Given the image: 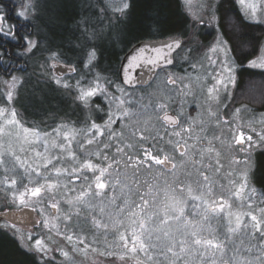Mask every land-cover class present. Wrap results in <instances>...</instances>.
I'll return each instance as SVG.
<instances>
[{"label":"snow or ice","instance_id":"6c2138e0","mask_svg":"<svg viewBox=\"0 0 264 264\" xmlns=\"http://www.w3.org/2000/svg\"><path fill=\"white\" fill-rule=\"evenodd\" d=\"M101 3L103 6L99 7ZM235 3L236 0H153V10L145 13L138 21V30L149 35H172H168L163 41L133 44L136 36L129 31V25L134 19L137 0H97L96 5L84 4L81 18L75 20L71 28L63 23L60 16L52 14L49 0H11L10 6L0 0V69L8 77L0 79V84L6 89L7 101H12L18 86L27 82L22 74H15L17 71H26L23 66H12L17 59L25 62L34 59L42 69L47 68L48 71L41 72L45 80L67 93L74 91L75 100L83 105H88L93 98L109 101L108 119L103 124L91 121L87 132L91 133L92 138L85 139L80 144L81 149L85 145L90 146L107 131L109 142L98 141L104 144L105 151L96 152L95 159L90 153H82L78 158L71 151L72 141L77 134L74 129L63 133L67 148L65 143L52 142V147L66 150L71 160L76 162L71 170L55 167L54 161L60 163V157L48 158L37 151L35 155L44 162L29 171L31 166L26 167L27 162L21 161L11 143L5 148L3 138H15L17 142L31 144V136L36 142L42 141L45 151L48 141L42 140L39 129L25 127L14 107L0 106V168L3 169V178L0 179V207L4 208L0 214V230L10 233L18 241L24 249L28 264H55L53 253L56 252L66 260H71V257L69 251L61 249L49 236L33 235L31 231L23 232L18 226L17 217L23 215L24 209L37 211L36 206L43 204L58 212L59 201L52 200L62 187L59 177L64 174L68 175L70 181L82 182L75 200L67 201L69 205L77 208V215L81 209L93 208L96 200L103 202L110 189L120 187L122 192L128 189L125 196L133 194L127 181L120 179L119 171L113 175V170L119 169L121 164L116 156H122L124 167L133 170V177L141 169L150 171L153 167L160 166L171 168L175 172L178 167L185 168L191 164L204 182H196V190L201 194L192 197L193 200L203 202L204 215L200 218L202 224L184 218L185 201L177 193L187 191L191 194V185H182L177 179L176 187L169 186L162 190L163 199L158 201L161 190L156 185H147L145 182L147 189L141 192L139 182L134 180L137 184L134 194L139 202L124 199L122 206L117 205V215H122L123 218L117 220L114 227L118 231L119 227H124L126 219L127 228L118 231V235L117 232L113 233L116 236L115 242L99 252L100 256L111 257L120 264H128L129 260L142 264L140 253L149 262L162 260L167 264H264V207H259L257 214L251 202L256 193V189L251 187L255 176L254 157L257 153L264 154V114L259 120L250 116L247 104L234 107L231 114L224 119L219 111L221 108L228 109L229 102H235V91L245 70L259 68L264 74V60L257 63L256 59H248L251 53L245 48L251 42L244 39L249 22L264 25V0H238L243 8L239 13H234L229 7ZM94 8L98 11L92 12ZM10 20L16 22L10 23ZM57 27L64 28L74 39L57 43ZM209 36L212 37L211 41H208ZM7 43L13 44L16 51L12 52L5 47ZM106 44H122L124 47L131 45L123 57L124 63L114 72L121 84L103 76L101 72L94 71L99 67ZM179 51L184 52L183 59L186 62L198 58L197 63L201 68L205 67L204 61H208L209 66H214L212 71L206 74L203 81L197 77L195 81L184 83L185 77H176L175 74L168 73L165 67L174 64V53ZM6 56L7 60L4 59ZM213 56L216 58L213 59ZM41 60L44 61L43 64L39 63ZM142 66L159 68L165 73L167 84L175 86L179 80L182 97L192 95L194 102L198 95L203 97L204 104L207 105V115L215 121L212 131L220 134H213L211 140L206 137L202 139L199 135L193 137L195 121L185 116L183 104L181 103V110L170 115L169 109L175 101L171 96L162 97L160 102L151 105L155 119L162 124L172 125L177 130L161 146L159 142L163 141V137L158 130L152 128V117L142 119L149 107L138 104L136 100L127 99L129 94L122 86L139 83L133 72ZM191 67L195 69L196 64H191ZM69 74H75L78 78L73 80ZM89 76L91 79H88ZM113 87L120 96L109 91ZM113 104L116 105L119 117L111 111ZM213 107L216 111H213ZM104 110L101 104L95 105L96 112ZM99 118L103 120V117ZM116 119L134 121L127 139L123 133L118 134L111 130ZM200 128L204 131L203 122ZM54 131L60 135L59 130ZM43 136L47 137L48 133H43ZM117 136L123 147L115 146L116 156L109 162L110 158L106 153L113 147L111 141ZM173 136L178 139H172ZM188 140H193V144H188ZM197 144L200 145L198 149ZM166 148H171L172 152H166ZM225 148L232 153L230 164L236 165L235 169L227 173L231 185L230 199L233 203H229L224 195L215 200L204 198L205 195L210 197L213 190L208 184L209 176L204 169L214 167L216 173H220L224 167L221 156ZM177 155L180 157L179 165L173 162ZM213 156L215 159L211 163H202ZM33 174L42 177L43 183L39 179L31 180L29 177ZM53 175L57 179L53 180ZM110 199L115 203L114 197ZM237 201V208L246 205L248 211H234L233 204ZM260 203L264 205V199ZM104 210V207L100 208L101 212ZM39 211L43 212V207ZM225 218L226 223L218 225L215 230L209 228L207 235L204 234V224H210L212 220L223 222ZM63 219L71 221L72 216L65 215ZM23 222L32 224L33 227L41 224L49 233L56 229V234L63 236L69 244L73 242L75 235L76 245L83 244L84 249L90 247L85 244V238L74 232H61L58 225L50 226L49 220L34 221L24 217ZM157 222L158 227L149 226L156 225ZM92 224L96 228H108L106 223L102 224L95 217ZM171 224H177L178 227L172 229ZM236 240H239V244ZM77 250L75 247L72 249L73 252ZM92 251L97 252L98 249L92 248ZM153 252H158V255H150Z\"/></svg>","mask_w":264,"mask_h":264},{"label":"rangeland","instance_id":"374dc122","mask_svg":"<svg viewBox=\"0 0 264 264\" xmlns=\"http://www.w3.org/2000/svg\"><path fill=\"white\" fill-rule=\"evenodd\" d=\"M64 2L68 4H72L77 6V8L82 7L84 4H97V0H49L50 7L53 10L55 7H59ZM104 2H107V0H104ZM77 3V4H76ZM238 7L240 12L243 10L242 6L238 3V0H236L235 3ZM103 3L99 5V7H102ZM97 10V8L92 9V12ZM10 22V21H9ZM11 23V22H10ZM255 25H258L259 29L264 28V25L252 22ZM210 30V29H209ZM212 37H208V41H211ZM208 41H205L206 43ZM264 34L261 35L259 42L257 43V46H255L252 50L249 52L251 53L248 57V59H256L257 63H259L261 60H264ZM245 50H247L245 48ZM180 60L178 63H181V60L183 59L182 53ZM213 59L216 57L213 56ZM198 59V58H197ZM197 59L191 60V64H196V68L193 67L188 68V71L181 77H185L184 83H190L192 81H195L197 77L200 78L201 81H203L206 78V74L208 72L212 71V67L209 66L208 61H204L205 67L201 68L200 64L197 63ZM183 61H185L183 59ZM40 64H43L44 61L41 60L39 62ZM247 63V61H245ZM24 68H26V71L23 73L16 72L17 75H23L26 78V83H24L22 86H18L17 91L14 94V98L12 101H7L6 99V89L2 84H0V106H8V107H14L18 114L19 119L21 120V123L25 127L29 128H37L41 131L42 134V140L47 139V151H45V146L41 142H36L34 137H29V140L33 141V143H23V142H17L15 138H12L11 140L8 137L3 138V142L5 145V148H7L8 144L11 143L13 150L16 152L17 155L21 157V161H26V167L28 165L31 166L29 168V171L31 169L38 167L39 165L43 164V159L41 157H37L35 153L37 151L41 152L44 156H47L48 158H52L54 156L60 157L61 161L60 163H56L54 161L55 167L60 168H68L71 170V168L75 165V161H72L71 158L68 156V152L62 151L59 148L52 147V142L55 141L57 144L59 143H65L63 140V133L70 130H76L77 134L75 136V139L72 141L71 144V151H74L78 158L81 157L83 154H93V159H95L94 154L98 151L104 152V144L99 143L98 141L103 140L104 143L109 142V137L107 131L105 132V135L103 137H97V142H94L92 145H85L83 149L80 148V144L85 139H91V133L87 132V129L90 127V122H88L87 125L80 126L79 122L71 120L66 121L63 119L62 116H57L60 113H50V116L46 117L45 119H38L37 122H34L33 119L28 118L25 113H23L22 109V102H29L30 98L25 97L26 93H23L24 85H27L31 81H34L35 85H38V83H41L43 85L50 83L47 82L44 78V76L41 75L42 71H48L47 68L42 69L35 60H28L24 64H22ZM26 66V67H25ZM190 69V70H189ZM258 72H261V70L258 68ZM94 71H97V68L94 69ZM171 74H174L173 72H168ZM163 77H165V74H163ZM160 80L159 83H157L154 87H152L150 93L145 96L142 94H136V93H129L127 99L129 100H136L138 104L145 105L149 107V115L152 117L151 126L153 129L158 130L159 134L163 129L162 123L157 121L155 119V113L151 110V105L160 102L162 97H169L171 96L172 99L175 101V103L172 105V107H177L178 110H181V103L183 104V112L185 116H189L194 119L195 124L193 125V132L192 136L195 137L199 135L202 139L206 137L207 140H211L213 134L219 135V132L213 133L212 129L215 126V121L210 119L207 115L206 108L207 105L204 104V98L201 96H197L194 98L192 95H188L186 97H182V95L179 92V89L181 88V85L179 84V80L175 86L167 84L166 79ZM179 77V76H178ZM250 77V76H249ZM0 79H8V77L1 76ZM76 79L73 78V80ZM45 82V83H44ZM54 87H57L55 84L50 83ZM240 85V84H239ZM244 87L242 89H238L235 91V102H229V108L226 110L224 108H221L220 116L222 119L227 118L234 107H239L241 104H247L249 107V115L254 116L257 120L261 118V115L264 114V82L262 81H253L250 84L247 85V83L243 84ZM61 94L64 98L68 96L71 101V106L74 112H79V109L82 108L84 105L81 104L79 101L75 100V92L67 93L63 89H59ZM111 92L115 90H109ZM117 95V93H115ZM120 96V93L117 95ZM140 97H143V99H139ZM94 99V98H93ZM103 102H105V110L104 112H100L99 114H102L105 116L103 121H99L98 124H103L105 120H107V115L105 113H108L109 108L108 103L109 101L104 100L101 98ZM197 104V107H192ZM31 105H33V101H31ZM260 105V107H259ZM35 107V106H34ZM192 107V109H191ZM36 108V107H35ZM95 108V107H92ZM49 109V108H48ZM47 111V109H45ZM138 110V109H136ZM49 111V110H48ZM111 111L116 113V116L119 117V112H116V105L113 104L111 107ZM213 111H216V108L213 107ZM146 114V113H145ZM90 117V116H89ZM87 118V117H86ZM91 119V118H90ZM125 121L123 119H116V122L111 125V130L116 133H123L125 139L129 137V133L131 131V125L134 123V121H128L127 120V129L125 125ZM203 122L204 131H201L200 124ZM143 127V125H141ZM187 127V125H185ZM160 129V131H159ZM59 130L60 135L56 134V131ZM43 133H48L47 137L43 136ZM187 138V137H185ZM193 140H188V144H193ZM113 147L107 150V155L109 156V162H111V158L113 156H116L115 152V146L123 147V143L120 141L119 136H117L116 139L111 141ZM218 146V142H217ZM200 147L199 144L196 145V148L198 149ZM21 148L23 151H21ZM67 148V144H66ZM166 152L171 153V148H166ZM232 153H230L226 148L223 150L222 156H221V162L223 163L224 167L221 169L220 173H216L214 167L206 168L204 169L205 174L209 176V186L212 187V193L211 196L205 195V199L215 200L220 195H224L226 199H229V203H233L232 199H230V189L231 185L229 184V177L227 173L231 171L232 169L236 168V165L230 164V157ZM116 159L121 160V164L119 166V169L113 170V175L115 176L117 174V171L120 173V179L126 180L129 186L133 190V194H129L128 196H125V193L128 192V189H124V191H121L120 187H116L115 189H110L107 191L106 196L103 199V202L100 200H96L95 206L91 209H81L79 211V215H77V208L69 205L67 201L69 200H75V197L79 194L80 188H81V181H70L67 174L61 175L59 177L60 184L62 185L61 189L59 190L58 194L55 195L54 200L59 201V211H55L51 209L47 204L43 205H37V211L36 215L38 217V220H49L50 226L52 224L58 225V228L61 232H64L65 230L67 233H76L77 235L85 238V244L90 245L89 248L84 249V245H76V237L74 235L73 242L69 244L63 236H58L56 234V229H53L51 233H49L47 228H44L41 224L36 225L35 227H24L19 226L23 232L27 233L31 231L33 235L37 234H44L49 236L55 244H58L61 249L64 251H69L71 260H66L59 252L53 253L55 256V261L59 264H120L119 261H113L111 257H105L100 256L98 253L101 251H104L109 245H112L115 240L116 236L113 235L114 232L118 231H124L125 228H127V220H124V227H119L117 231V227H114L117 220L123 218L122 215H117L119 209L117 205H123L124 199H129L131 201L139 202L138 197L134 194V192L137 189V184L133 181L139 182V190L141 192L146 191L147 185H156L160 190L161 194L157 197L158 201L163 199L162 190H164L166 187H176L175 181L178 179L182 185H191L193 191L191 194H189L187 191H184L182 194L177 193L178 196H180L184 201V207H185V213L184 218L187 221H191L196 224H202L201 216L204 215L203 209L205 205L200 200H193L192 197L198 196L201 193L196 190L197 184L196 182L199 181L201 184H204V182L200 179V177L197 175L196 171L193 169L192 165L189 164L185 168L178 167L175 172H173L172 169H165L161 168L160 166L153 167L150 171L141 169L139 174L135 175L133 177V170L132 169H126L124 167L123 158L122 156H116ZM215 157H211L210 159L203 160V164L207 165L213 161ZM174 163H177L179 165L180 163V157L177 155L176 159L173 160ZM22 171V170H21ZM43 172V169H41ZM52 169H49V172H51ZM125 173L127 175L125 176ZM44 175H48V173H44ZM191 176V178H189ZM3 178V169L0 168V179ZM31 180H37L39 179L41 183H43L42 177H37L36 175H32L29 177ZM57 179L53 175V180ZM147 182V185L145 184ZM63 185H67V187H63ZM251 187L253 186V183H251ZM255 188V187H254ZM256 189V188H255ZM245 195H248L247 193ZM115 198V203H112V200L110 198ZM261 199H264V188L257 189L255 195L252 197L251 202L255 206L254 210L257 211L259 207H264L262 205ZM239 202L233 204V210H239V211H248L247 206H243L241 208H237L236 204ZM43 207V212H40L39 209ZM104 207V212L100 211V208ZM4 211L3 207H0V212ZM65 215H71L72 220L67 221L64 220L63 217ZM95 217V219L101 221L102 224H107L108 228H96L92 224V219ZM247 219V218H245ZM183 221L181 222V224ZM223 223H226V218L223 222L218 220H212L210 224H204L203 227L205 228V235H207V230L209 228L215 230L217 229L218 225H222ZM150 227H158L159 224L157 222L156 225H149ZM170 227L172 229H176L178 227L177 224H171ZM226 231V229H224ZM235 240L236 238L233 237ZM236 243L239 244V240H236ZM78 248L77 251L73 252V248ZM92 248L98 249L97 252H93ZM150 255H158V252L150 253ZM140 260L142 261V264H167L166 261H159V262H149L144 257L143 253H140ZM128 264H135V261L129 260Z\"/></svg>","mask_w":264,"mask_h":264},{"label":"trees","instance_id":"16d2710c","mask_svg":"<svg viewBox=\"0 0 264 264\" xmlns=\"http://www.w3.org/2000/svg\"><path fill=\"white\" fill-rule=\"evenodd\" d=\"M229 7L232 8L234 13L240 12L239 7L236 4L229 5ZM152 10L153 0H137L134 19L129 25V31L136 36V39L132 41L133 44L146 41L157 42L167 39L168 35H172V33H167L166 35H149L144 31L138 30V21L144 17L145 13ZM96 11H98V9L93 12ZM52 14L60 16L63 23L71 28L74 26V21L81 18L83 9L82 7L77 8L75 5L64 2L59 7H55L52 10ZM55 31V39L57 43H60L62 40L66 42L69 38L74 39V37H71V34L69 32H65L64 28L62 27H57ZM246 31L247 36L244 37V39L251 42L250 45L246 46V51H250L255 46H257L261 35L264 34V28L259 29L258 25L249 22ZM77 35H79V33H77ZM130 48L131 45L124 47L122 44H106L104 55L101 58L99 67L97 69L103 70V74H106V71L108 70L114 75L115 69L118 68L122 63L123 56L129 51ZM181 53L184 55L183 51H181ZM180 57L181 54L179 53V55H177V59L180 60ZM175 68L180 69L184 67H182L180 63H177ZM246 76L259 78L260 81L264 82V74L258 72V70L255 72V69H247L243 72L240 84L243 83V79ZM23 93H26L25 97L30 98L29 102H22V108H24L26 112L25 114L28 118L33 117L36 119H45L46 117L50 116V113H64L65 108L69 107L68 102L61 94L59 88L54 87L50 83L45 85L38 83V85H35L34 81H31L27 85H24ZM31 101H33V105H31ZM45 109H47V111ZM256 176L258 183L264 186V154H260L259 166ZM0 264H28L24 249L20 247L17 240L12 238L10 233H7L3 230H0ZM55 264L59 263L55 261Z\"/></svg>","mask_w":264,"mask_h":264},{"label":"flooded vegetation","instance_id":"af4514ba","mask_svg":"<svg viewBox=\"0 0 264 264\" xmlns=\"http://www.w3.org/2000/svg\"><path fill=\"white\" fill-rule=\"evenodd\" d=\"M4 2L10 6L11 0H4ZM13 15H14V13H13ZM10 22L11 23H15L16 21L15 20H10ZM4 46L7 47V48H9L12 52H15L16 51V48L11 43H7ZM179 53H181V51H179L178 53H175V62H174V64L172 66H170V67H166V71L167 72H173L176 77H178V76L181 77L183 75V73L185 74L188 71V68H191V62L183 61V59L181 60V63L180 64L184 68H180V69H176L175 68V65L179 61L177 59V55H179ZM4 59L7 60L8 57L6 56V57H4ZM24 63H25L24 60L17 59V60H14L13 61V65L12 66L15 67V68H19ZM250 69H252V68H248V70H250ZM257 69L258 68L255 69V72H257ZM56 71H60V69H56ZM102 71L103 70L97 69V72H101V74L103 76L110 77L111 79H113L114 81H116L117 84H121V81L120 80H117L116 76L113 75V73H110L107 70L106 71V74H103ZM163 74H165V73L164 72H161L160 69L158 71L153 72V73H150L148 71H143L139 75V83L135 87L129 88L126 85H122V86L125 89V91H127L129 93L142 94V95L145 96L146 94L148 95V93H150L152 87H154L157 83L160 82V80L163 77ZM1 76H5V74L3 73L2 69H0V77ZM69 76L72 79L75 78V74H69ZM76 78H78V77H76ZM163 78L166 79V77H163ZM88 79H91V76H89ZM256 80L260 81L259 78H253L251 76L250 77L249 76H246L243 79V83H241V84L239 83L240 84L239 89H242V87H244L243 86L244 83H247V85H248L251 82L256 81ZM109 90H115V87H113V88H111ZM113 92L114 93H117V95L119 94V92H116V91H113ZM65 100L68 102L69 107L65 108L64 113H61L59 115H55V117L62 116L63 119L66 120V121H71V120L77 121V122H79L80 126L87 125L88 122H91V121H95L96 123H99L100 120L103 121L104 118H105V116L103 115V120L100 119L99 117H102V114H99L100 112L98 113V112L95 111V108H92V107H95L96 104H101L103 107L106 105L105 102H103L101 100V98L100 99L94 98L88 105H84L82 108H80L79 109V112H77V111L74 112L73 111L72 106H71V101H70V98L68 96H66ZM192 107H197V104L194 105V106H192ZM192 107H191V109H192ZM259 107H260V105H259ZM21 110L23 111V113H26L25 110H24V108H22ZM177 110H178L177 107H175V106L174 107H171L169 109V114L170 115H175V113H176ZM105 114L107 115V113H105ZM149 116H150L149 113H146V114H144V116H143L142 119H147ZM31 119H33L34 122H37V120H38V119L33 118V117ZM107 119H108V116H107ZM125 125H126V128L125 129H127V127H128L127 120L125 121ZM162 126H163V129H162V131L159 134L160 136L163 137V141L159 142L161 146L163 145L164 142H166L170 138V134L173 131L177 130V129H174L172 125L162 124ZM154 130H157V128L154 129ZM159 131H160V129H159ZM166 132L168 134H166ZM153 134H155V131H154ZM172 139H178V138H176V137L173 136ZM165 151H166V149H165ZM259 157H260V153H257L256 156L254 157L255 176H254V180L252 181V183H253V186L256 188V190L257 189H261L262 190L264 188V186H262V185H260L258 183L257 176H256V173L258 171V166H259ZM239 158L242 159V156H240ZM169 169H171V168H169Z\"/></svg>","mask_w":264,"mask_h":264},{"label":"water","instance_id":"95a60500","mask_svg":"<svg viewBox=\"0 0 264 264\" xmlns=\"http://www.w3.org/2000/svg\"><path fill=\"white\" fill-rule=\"evenodd\" d=\"M165 40V39H164ZM163 41V40H161ZM151 42V41H150ZM158 42V41H157ZM140 43H149V41H146V42H140ZM174 56H175V53H174ZM122 63H124V60L122 61ZM172 66V65H170ZM170 66H165V67H170ZM159 68H156V69H150L148 66H142L141 68L139 69H134V72H133V75L134 76H137V78L139 79V75L143 72V71H148L150 73H153L155 71H158ZM138 84V83H137ZM137 84H132V85H126L127 87L129 88H133L135 87ZM2 212H0V214H2ZM24 217H29L31 220H34V221H39L38 220V217L36 215V211H32L30 208L29 209H24L23 210V215L22 216H19L17 217V223L18 225L20 226H24V227H30L32 228L33 225L32 224H26L23 222L24 220ZM38 225V224H37Z\"/></svg>","mask_w":264,"mask_h":264},{"label":"bare ground","instance_id":"6f19581e","mask_svg":"<svg viewBox=\"0 0 264 264\" xmlns=\"http://www.w3.org/2000/svg\"><path fill=\"white\" fill-rule=\"evenodd\" d=\"M18 226H20V225H18Z\"/></svg>","mask_w":264,"mask_h":264}]
</instances>
